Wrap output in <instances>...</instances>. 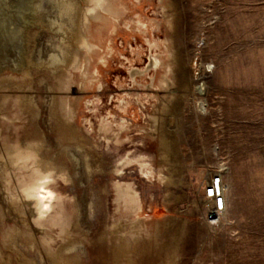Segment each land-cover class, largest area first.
<instances>
[{
  "label": "rangeland",
  "instance_id": "obj_1",
  "mask_svg": "<svg viewBox=\"0 0 264 264\" xmlns=\"http://www.w3.org/2000/svg\"><path fill=\"white\" fill-rule=\"evenodd\" d=\"M32 1L33 5L41 2L44 23L30 12L31 30L36 35L29 37L28 55L33 56L37 50L45 55L54 34L46 24L51 1ZM165 2L173 6L162 9L159 0H123L122 19L116 21L113 31L100 38L99 59L91 63L94 80L84 89L79 84L71 86L69 94L76 102L74 124L87 136L101 159L99 164L109 171L96 172L83 183L57 180L56 193L72 212L75 200L80 202L83 228L92 238L113 214L112 185L131 183L140 198L143 221L151 225L156 220L173 219L165 227L161 242L167 241L169 233L176 235L180 246L178 264H264V0ZM169 18L174 20L179 41V71L197 63V79L187 89L181 84L161 85L163 77L171 78L166 70L170 61L167 51L172 46ZM124 20L131 23L125 26L121 22ZM152 44L159 47L151 48ZM153 55L157 56L155 69L149 67V57ZM11 64L3 66L6 73L1 71L0 76L14 74L20 84L29 87L1 89L0 130L8 135L11 131L7 129L12 126L21 138L36 123L54 143L45 104L49 93L46 81L53 82L54 75L34 70L24 62L17 70ZM184 91H188L187 101ZM22 92L35 97L36 119L31 120L21 108ZM172 95L177 98L171 110L162 113L164 100ZM12 113L19 120L7 119ZM153 118L163 120L170 129L181 118L182 183L169 186L170 192L182 196L179 202L165 203L166 189L146 181L135 164L119 174L112 171V165L126 155L130 159L146 157L157 168ZM107 122L118 134V142L109 139L113 132L101 129ZM121 123L126 128L115 131ZM209 171L221 176L226 189V215L218 221L207 220V206L196 212L192 205L193 200H205ZM89 200L96 202L90 214ZM1 205L4 218L0 217V240L2 228L17 221ZM154 247L150 243L145 246L140 255L144 264L165 263L168 245L158 251ZM84 250L82 264H104L101 258L108 253L105 246L92 239L84 243Z\"/></svg>",
  "mask_w": 264,
  "mask_h": 264
},
{
  "label": "bare ground",
  "instance_id": "obj_2",
  "mask_svg": "<svg viewBox=\"0 0 264 264\" xmlns=\"http://www.w3.org/2000/svg\"><path fill=\"white\" fill-rule=\"evenodd\" d=\"M9 1L0 0V72L6 73L3 66H9V63H12V69H21L24 62L33 66L34 70H44L54 75L53 82L46 81L49 93L45 104L55 141L51 143L36 123L21 138L17 136L18 129L12 126L7 129L11 131L8 135H3L0 130V217L4 218L2 203L6 211L17 219L13 225L9 223L2 228L0 264H82L84 243L92 239L105 246L108 252L101 258L104 264H144L140 255L148 243L154 245L157 251L168 245L164 264H178L180 246L176 235L169 233L166 235L167 241L161 242L165 227L173 219L156 220L151 225L143 221L140 198L131 183L112 185L113 214L92 238L83 228L80 202L75 200V211L72 212L62 203L55 190L57 180L83 183L96 172L109 171L99 164L101 159L92 150L85 133L76 128V102L71 99L69 91L73 84H79L84 89L94 80L91 63L99 59L97 48L101 44L100 38L113 31L119 22L117 20L122 19L125 9L123 0H49L52 16L46 15V24L54 34L50 36L46 54L37 50L33 56L28 55L29 37L34 38L36 35V31L31 30L33 21L30 12L44 23L41 19L44 8L40 1H36L35 5L31 0ZM159 2L162 9L173 6L165 0ZM121 22L125 26L131 23L130 20ZM167 23L172 46L167 51L170 61L166 70L171 73V78L168 80L163 77L161 85L164 88L181 84L187 89L197 79V63L191 62L189 69L179 71V41L174 20L169 18ZM150 47L156 49L159 46L152 44ZM13 53L16 57L12 56ZM149 61V67L155 69L157 56H150ZM15 76H0V95L5 86L14 90L29 87L26 83L20 84ZM204 88L205 81L202 83L203 91ZM24 92L21 93L20 106L31 120L36 119L38 108L35 97ZM187 97L188 91H184V101H187ZM176 98V95L166 98L161 112L170 111ZM1 102L0 97V107ZM14 114H8L7 119L19 120ZM153 119L151 129L156 134L158 144L157 168L146 157L130 159L126 155L116 165H112V171L119 174L135 164L146 181L157 182L166 189L165 203L179 202L182 196L170 192L169 186L182 183L181 118L172 129L167 128L163 120ZM115 127V131L126 128L123 123ZM101 129L103 132H113L109 139L118 142V134L110 123L103 124ZM215 173L209 171L208 181ZM219 188L223 191L220 210L213 209L212 200L192 201L196 212L207 206L206 218L211 216L214 221L226 215V189L222 183ZM95 204L93 200L88 201L89 214L93 212ZM22 249L32 252L26 254Z\"/></svg>",
  "mask_w": 264,
  "mask_h": 264
},
{
  "label": "built area",
  "instance_id": "obj_3",
  "mask_svg": "<svg viewBox=\"0 0 264 264\" xmlns=\"http://www.w3.org/2000/svg\"><path fill=\"white\" fill-rule=\"evenodd\" d=\"M222 183V179L220 175H214L212 179H210L207 187L204 190L203 197L205 200H212L213 201V209L216 208L218 210L221 209L222 204V193L221 189L219 188V184ZM211 216H208L207 220H212Z\"/></svg>",
  "mask_w": 264,
  "mask_h": 264
}]
</instances>
